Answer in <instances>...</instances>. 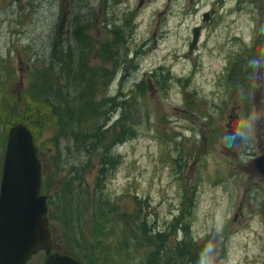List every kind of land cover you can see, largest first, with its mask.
<instances>
[{
    "label": "rangeland",
    "instance_id": "rangeland-1",
    "mask_svg": "<svg viewBox=\"0 0 264 264\" xmlns=\"http://www.w3.org/2000/svg\"><path fill=\"white\" fill-rule=\"evenodd\" d=\"M80 67L86 77L67 74ZM88 79L104 117L62 132L56 95L73 107ZM123 113L135 127L120 144L93 138ZM16 121L33 133L52 194L56 252L73 248L86 264H104L87 255L97 245L111 264H264V176L253 163L264 157V0H0V177ZM104 149L120 164L96 186ZM71 177L84 195L65 203L55 192ZM101 195L112 214L97 225L87 200Z\"/></svg>",
    "mask_w": 264,
    "mask_h": 264
},
{
    "label": "water",
    "instance_id": "water-1",
    "mask_svg": "<svg viewBox=\"0 0 264 264\" xmlns=\"http://www.w3.org/2000/svg\"><path fill=\"white\" fill-rule=\"evenodd\" d=\"M208 19V15H204ZM200 28L193 30L189 53ZM264 176V157L254 161ZM41 166L26 126L13 125L8 132L0 180V264H26L44 251L43 264H80L71 255L51 254L46 219V197L40 195Z\"/></svg>",
    "mask_w": 264,
    "mask_h": 264
},
{
    "label": "trees",
    "instance_id": "trees-1",
    "mask_svg": "<svg viewBox=\"0 0 264 264\" xmlns=\"http://www.w3.org/2000/svg\"><path fill=\"white\" fill-rule=\"evenodd\" d=\"M79 30H82L81 26H79ZM81 32H85V31L82 30ZM83 40H86V38H83ZM78 42L80 44H84V45L86 43L85 41H81L80 38H78ZM82 65L83 64H82V60H81L80 61V66H82ZM78 70H84L83 72L86 75H82V76L86 77L88 75L89 71H90V68H81L80 67V68H76L75 71L72 70V68H71V70L69 68L67 74L68 75L69 74L72 75V72L74 74H77ZM106 74H109V70L105 69L102 72V76H103V77H101L102 83L99 85V88H98V91L101 94L103 93V91L106 89V86H107L106 82L103 81V78H104V76ZM74 76H76V75H74ZM83 80H86V78L83 79ZM60 88L67 89L65 87H60ZM60 88H58V89H60ZM44 89H46V85L43 86V90ZM79 89L81 90V93L79 95L80 96L79 102L76 105H74L73 107L71 106V103L69 104L67 99H64L63 97L58 96V95H56V97H57L56 104L59 107L63 108L64 112L60 111L59 109H55L53 104H52V109H53V113H54V116H55V124H56V126L59 129H61L62 132H67V133L72 132V134H75V130H71V129L68 128L69 123L73 119H74L73 126L74 127L77 126V128H79L81 122L86 117L91 116V118L93 120H96L97 118L100 119L101 117L103 119V117H104V116H98V117L96 116L95 117L93 115V112H95L96 109H95V106H94L93 100H92V96H93V94L95 92V88H94V86L92 84V81L90 79H88L87 81H85L84 87H80ZM55 90H56V87L54 88V91ZM84 97H88V100H85L84 105H82ZM123 104H124V102H123ZM19 122L23 123L24 121H18L17 123H19ZM104 126H105V119L102 120V123H101V126H100L99 137H93V138H95V139L97 138V140H99V142H101V141H104V139H105L104 136L106 134H108V133L112 134V140H113L114 146L120 144L123 141V138L127 137V135H129V133L131 131L130 129L132 127H135V126H132V125L126 126L124 124V113L121 115L120 119L116 123H114V125H112L110 128L106 127L105 129L102 130V128ZM95 129L97 131V130H99V127H95ZM93 130H94V128H93ZM75 135L77 136V134H75ZM86 138L87 137H83L82 138L83 140L79 141V143H80V147L83 150L88 151V150H90V147L92 145L91 144L92 141H90V144L87 147V145L85 143H86L88 138L87 139ZM93 138H91V139H93ZM109 156H110V150H107V149H104L102 151V153L99 155L100 161H101L100 162L101 168L99 169V173H98L97 178H96V186L98 184H100V182L102 181L103 178H106L109 174H111L114 170H116V168L120 164L119 158H117V157L112 158L113 162H111V160H109V158H108ZM59 161L60 160H56V159L53 160V163H54L53 167L55 168V169H53L54 172H59L60 171L59 170V166H58ZM71 169L74 172L75 168L72 167ZM67 181H69V182H66V180H65V182L63 184H60V185L57 186L55 194L58 195L59 197L63 198L65 203L68 200V193H71L73 198H82L83 195H84L83 191L80 188L74 186L75 178L71 177ZM47 183L48 182H46V180H45L44 189L47 188ZM48 196H49V199H50L52 197V194H50ZM101 198L99 199V198L91 197V199H89V200H87L85 198L87 200V205L88 206L90 205V207L92 208V212L90 213V217L93 218L94 216H97V220H98L97 225L100 223L101 219H99V217L103 213H106L108 215L112 214L110 200L107 199L103 195H101ZM107 210H108V213L106 212ZM52 213H53V209H52V212H50V215H49L50 218L52 217L51 219H53ZM108 220H110V218H107V221ZM100 232H101V228L99 227V228L96 229V233L98 234ZM91 233L94 234L95 232H91ZM92 250L93 251H98V254H97V256L93 255V253L88 250L87 255L89 256V258H93V257H96L98 259L100 258L101 261L104 264H111V261H110L109 258L102 256V252L107 250V248H102L101 246L97 245V246L93 247ZM75 252H77V251H75L73 248H69L68 247L67 250L64 253H69V254L75 256L82 264H86V259L83 256H81V255H79V254H77Z\"/></svg>",
    "mask_w": 264,
    "mask_h": 264
}]
</instances>
